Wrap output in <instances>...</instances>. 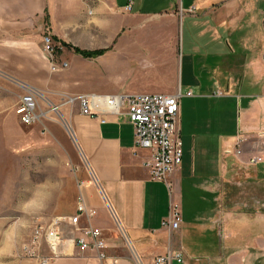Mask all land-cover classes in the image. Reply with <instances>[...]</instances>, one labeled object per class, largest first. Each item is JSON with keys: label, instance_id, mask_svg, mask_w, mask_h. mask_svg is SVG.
Returning <instances> with one entry per match:
<instances>
[{"label": "crops", "instance_id": "0c3cea01", "mask_svg": "<svg viewBox=\"0 0 264 264\" xmlns=\"http://www.w3.org/2000/svg\"><path fill=\"white\" fill-rule=\"evenodd\" d=\"M98 9L115 27H95L104 38L86 36L78 45L108 49L104 55H63L70 69L59 77L64 80L60 90H51L44 56L26 67L29 86L47 89L46 98L59 111L77 106L68 124L88 169V175L80 172L76 197L58 211L67 218L60 225L64 239L58 257L48 264H155L167 253L183 254V264H249L253 251L264 248V0H110ZM8 16L6 22L0 12V72L20 81L25 67L21 11L15 7ZM149 24L157 29L146 36L142 32ZM122 72L141 79L134 87L106 81L107 74L120 78ZM177 92L183 94L184 154L167 183L151 179L145 167L151 153L135 147L126 114L107 115L101 123L66 102L91 94ZM0 118L9 119L4 113ZM239 139L244 140L242 154L235 155ZM254 156L262 161L251 163ZM80 193L96 212L92 225L104 232L108 244L109 259L103 263L95 253L81 254L75 244L79 232L68 218L76 214ZM172 204L182 213L177 231L162 227ZM31 264L40 263L32 259Z\"/></svg>", "mask_w": 264, "mask_h": 264}, {"label": "rangeland", "instance_id": "374dc122", "mask_svg": "<svg viewBox=\"0 0 264 264\" xmlns=\"http://www.w3.org/2000/svg\"><path fill=\"white\" fill-rule=\"evenodd\" d=\"M108 1L0 0V12L4 13L6 22L13 8L21 11V61L25 66L18 73L20 81L0 72V114L4 113L9 118L5 121L0 118V264H31L32 258L25 248L31 246L36 230H47L61 218L57 215L58 211L76 197L80 172L85 171L88 175L68 124V116L71 111H78L77 106H68L67 112H56L52 110L54 104L46 98L47 89H35L40 121L32 126L22 125L16 108L28 89L18 83L31 89L28 84L30 72L26 67L29 61L39 64L43 56L46 58L42 42L44 36L53 38L58 62L65 61L63 55L75 54L72 47L66 48L61 42L79 47L78 42L86 36L104 38V33L100 34L95 27H115L103 10L98 9L99 5ZM115 21L121 23L120 19ZM156 29L155 24L145 25L142 33L146 36L155 34ZM137 33L140 35L138 28ZM68 69L59 72L49 69L48 76L52 80H48L54 88L51 90H60L59 84L62 86L64 80L59 77ZM72 72H77L75 67ZM110 75H113L111 79ZM110 75L107 74L106 81L124 82L133 87L141 79V75L140 79L133 77L132 72H122L120 78H115L114 73ZM44 187L48 188L46 196L42 194ZM262 204L261 213L264 212ZM116 231L120 240L126 243V238L117 227ZM45 242L42 239L41 253L51 256ZM253 252L249 264H264V248Z\"/></svg>", "mask_w": 264, "mask_h": 264}, {"label": "built area", "instance_id": "2783aa9c", "mask_svg": "<svg viewBox=\"0 0 264 264\" xmlns=\"http://www.w3.org/2000/svg\"><path fill=\"white\" fill-rule=\"evenodd\" d=\"M131 10V5L127 11ZM46 59L49 62L52 72H59L68 69L70 64L67 61H57V54L53 38L46 35L42 39ZM62 45V44H61ZM63 46V45H62ZM61 46H59V49ZM22 88L28 89L21 97L16 108V115L22 125L32 126L40 121L38 109V94L35 89L27 88L25 84L18 83ZM192 96L191 92L186 94ZM183 94H118V95H81L67 97L66 102L70 105L78 104L80 112L86 117L99 120L105 123V116H119L126 114L134 127V143L137 149L147 150L151 157L145 163L149 170L150 177L155 182L167 183L169 177L177 171L183 162V141L179 128V116L181 112V98ZM56 110H59L58 108ZM59 112V111H58ZM124 112V113H123ZM244 140L239 139L234 150L235 155H241V144ZM264 146V144H263ZM231 154V151H226ZM251 163H258L262 158L254 156ZM84 184L80 183V187ZM96 212L90 209L82 193L77 198L76 214L68 218L69 224L75 228L79 235L75 244L79 252H92L100 262L107 261L106 254L108 244L104 232L92 225V218ZM67 218L56 220L46 229L36 230L31 246L25 248L30 258L38 260L40 264H48L58 257V249L63 242V234L60 228ZM86 224L82 225V220ZM182 224V213L176 204H172L170 214L162 222V227L169 231H177ZM42 239L50 250L51 256H45L42 251ZM174 260L183 264V254L167 253L155 259V264H171Z\"/></svg>", "mask_w": 264, "mask_h": 264}, {"label": "trees", "instance_id": "16d2710c", "mask_svg": "<svg viewBox=\"0 0 264 264\" xmlns=\"http://www.w3.org/2000/svg\"><path fill=\"white\" fill-rule=\"evenodd\" d=\"M61 44L66 48L72 47L76 54H78V55H80L86 59H95L97 57L104 55L108 51V49L83 50V49H80L79 47H74L71 44H68L66 42H61Z\"/></svg>", "mask_w": 264, "mask_h": 264}, {"label": "bare ground", "instance_id": "6f19581e", "mask_svg": "<svg viewBox=\"0 0 264 264\" xmlns=\"http://www.w3.org/2000/svg\"><path fill=\"white\" fill-rule=\"evenodd\" d=\"M57 108H58V107L53 106V107H52V110L58 112L59 110H56Z\"/></svg>", "mask_w": 264, "mask_h": 264}]
</instances>
